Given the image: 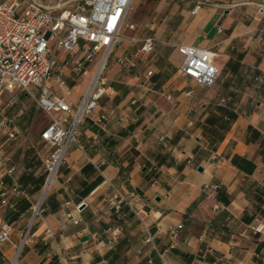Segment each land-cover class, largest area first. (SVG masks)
<instances>
[{"label": "crops", "instance_id": "1", "mask_svg": "<svg viewBox=\"0 0 264 264\" xmlns=\"http://www.w3.org/2000/svg\"><path fill=\"white\" fill-rule=\"evenodd\" d=\"M139 21L123 22L129 30L109 52L105 92L46 191L40 134L50 117L19 87L1 94L0 226L10 232L0 264H147L146 229L167 264H264V0H155ZM150 35L157 43L144 52ZM83 43L69 52L50 41L56 68L47 83L74 106L103 52L76 71ZM181 45L215 51L213 85L180 74ZM124 56L131 67L118 64ZM14 183L24 195L2 204ZM117 191L125 200L109 202ZM178 223L173 239L167 228Z\"/></svg>", "mask_w": 264, "mask_h": 264}, {"label": "built area", "instance_id": "2", "mask_svg": "<svg viewBox=\"0 0 264 264\" xmlns=\"http://www.w3.org/2000/svg\"><path fill=\"white\" fill-rule=\"evenodd\" d=\"M132 1L54 0L53 3L46 4L39 0H28L25 3L23 0H0V96L6 89L19 87L29 93L37 106L50 117L49 124L40 134L50 151L43 160L46 171L44 191L55 178L69 147L78 142L82 118L95 111L99 98L105 92L103 69L110 50L122 38L120 30ZM257 38L258 43L264 41V29L259 30ZM51 40L55 41L56 46L69 52H75L79 42H84L83 57H75L72 61L76 71L82 69L84 61H92L103 48L95 62L89 86L75 106L59 96L47 83L56 68V56L50 47ZM156 41L155 36H147L142 41L141 49L144 52L152 51ZM179 49L183 53V61L178 68L180 74L208 86L216 82L220 70L213 64L214 50L190 45H181ZM117 62L122 68L133 65L130 56L119 57ZM147 73L150 74L151 71ZM31 87L37 90V94ZM186 94L189 95L190 91ZM106 118V114H100L98 121ZM17 133L18 129L11 126L8 136L13 139ZM12 194L24 195V190L16 183L4 187L1 203L8 204ZM118 200H125L119 191L111 198L114 204ZM36 206L38 207L33 206V217L38 210L35 209ZM68 216L72 217L70 214ZM72 221L76 224L80 218H73ZM31 222L32 219L18 248L24 240L27 241L26 234H29ZM182 226V223L170 225L167 233L174 239ZM257 228L259 227H255ZM9 232L10 226L2 223L0 243L9 241ZM113 232L114 238L110 243L117 239L120 230L116 228ZM142 242L147 264H154L153 252L158 256L160 264H167L149 229H146Z\"/></svg>", "mask_w": 264, "mask_h": 264}, {"label": "rangeland", "instance_id": "3", "mask_svg": "<svg viewBox=\"0 0 264 264\" xmlns=\"http://www.w3.org/2000/svg\"><path fill=\"white\" fill-rule=\"evenodd\" d=\"M42 1H43V3H46V4H50V3L54 2V0H42ZM154 3H155V0H133L132 3H131L130 8L128 9L124 24L125 23H129V22H132V23L136 24V23H139L140 22L139 20H142L144 17H148L150 15V13L152 12L153 8H154ZM134 28H136V25H134ZM128 30H129V28L126 27V25H123L121 27V30H120V35L123 37V35L125 33H127ZM106 66L107 65H105V67L103 69V73H102L103 77H105ZM105 84L107 85V80H105ZM49 152L50 151H48L47 155L49 154ZM111 198L108 199L109 202H110ZM38 211H39V208H38ZM32 212H33V209L31 210V215H32ZM36 216H37V214H36ZM33 220L34 219H32V222L30 224L29 234H30V230L32 228ZM26 229H27V226L23 229V231L21 233L20 241L22 240ZM29 234L28 235L26 234V238L27 237L29 238ZM120 234H121V232H120ZM25 243H26V241L24 240L23 243H22V246ZM22 246L20 247V249L22 248ZM141 246H143L142 242H141ZM152 255H154V252H153Z\"/></svg>", "mask_w": 264, "mask_h": 264}, {"label": "water", "instance_id": "4", "mask_svg": "<svg viewBox=\"0 0 264 264\" xmlns=\"http://www.w3.org/2000/svg\"><path fill=\"white\" fill-rule=\"evenodd\" d=\"M199 170H202V168H201V167H199ZM84 205H85V203H84V202H82V203L79 205V208H82Z\"/></svg>", "mask_w": 264, "mask_h": 264}, {"label": "bare ground", "instance_id": "5", "mask_svg": "<svg viewBox=\"0 0 264 264\" xmlns=\"http://www.w3.org/2000/svg\"><path fill=\"white\" fill-rule=\"evenodd\" d=\"M101 65H102V63H101ZM101 65H100L99 69L97 70V73L99 72V70H100V68H101ZM97 73H96V75H97ZM95 77H96V76H95ZM35 209L37 210L38 207L36 206Z\"/></svg>", "mask_w": 264, "mask_h": 264}]
</instances>
